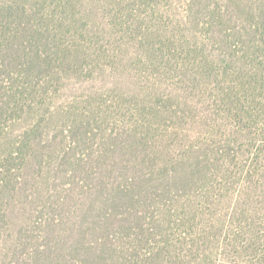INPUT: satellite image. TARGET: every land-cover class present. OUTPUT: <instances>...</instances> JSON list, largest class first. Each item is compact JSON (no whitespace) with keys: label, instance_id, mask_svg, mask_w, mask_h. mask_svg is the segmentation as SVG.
I'll return each mask as SVG.
<instances>
[{"label":"trees","instance_id":"1","mask_svg":"<svg viewBox=\"0 0 264 264\" xmlns=\"http://www.w3.org/2000/svg\"><path fill=\"white\" fill-rule=\"evenodd\" d=\"M87 2L112 40L71 0L0 10V264H264V0ZM127 47L115 99L56 107L85 57ZM32 164L47 192L10 240Z\"/></svg>","mask_w":264,"mask_h":264},{"label":"rangeland","instance_id":"2","mask_svg":"<svg viewBox=\"0 0 264 264\" xmlns=\"http://www.w3.org/2000/svg\"><path fill=\"white\" fill-rule=\"evenodd\" d=\"M61 0H0V10H2L5 6L11 5L14 10L18 11H65V8L63 9L60 6ZM73 6H69V11H73L75 14L79 15L81 12H83L87 7L89 10L88 16L85 18L81 16H77L74 18V21L78 22H71L73 28H76V24L80 25L81 21L85 23L90 28H101V30L104 29V33L110 40H112L113 37L109 36L107 34L108 30L104 27V21L105 17L102 14V11H99L98 9L92 10V6L88 4L87 0H71ZM86 3V6H85ZM49 14L53 15V13ZM50 22L47 23V26H59L62 27V23H52L51 19H49ZM86 20V21H85ZM46 22V21H45ZM104 27V28H103ZM89 37L86 38L85 41H87ZM114 43V41H112ZM84 46H89L87 43L83 44ZM87 53L90 52V50H85ZM132 49L130 47H127V49L123 50L121 63L116 65L114 60L110 58L112 56L111 51H106L99 60L95 58L85 57V60L89 62L90 65V72L83 73L77 75V78H71L68 80L66 84L63 86V98L61 100H58L56 102V107L58 109L64 108L65 110H69L65 107V105L68 104V101H70L74 96L80 97L87 95V92L90 91V98H94L96 94H93L94 92L101 93L103 92L102 99H105L106 102H110L111 99H115V95H117L116 92L110 91L108 94L105 89L108 87L109 84H111L112 78L109 77L112 72H109L110 69H120L126 68V71H131L134 69H138L140 71V65L137 62L131 63L130 55L132 53ZM123 64V65H122ZM110 65V66H107ZM127 65V66H126ZM117 66V67H116ZM110 67V68H109ZM73 77V76H72ZM91 79V80H89ZM92 79H94L92 81ZM129 86L131 83H128ZM118 89L127 90L128 85H125V82L118 87ZM73 106H78L77 103L72 102ZM59 109V110H60ZM72 109H74L72 107ZM53 110V109H52ZM76 113V112H75ZM61 115L56 110L55 113L52 116V119L49 123V131L52 136H57L58 131L57 128L59 125L64 121ZM22 126L21 124L17 125V128H20ZM4 146L0 148V154L2 151H4ZM39 155L37 151L34 152V155ZM38 157V156H37ZM26 180H24V191L21 194L17 195L16 202L11 206L10 209V227L11 231L8 234V238L12 240L17 233L25 228V225L29 224L28 221H31L36 218V215H33L36 213L35 211L40 208L44 201L43 194L46 195V180H48L49 176L45 174L44 172H39L38 168L35 164L29 165V167L26 169L25 173ZM39 174V175H38ZM44 192V193H43ZM28 198H26V195H30ZM30 209V210H29ZM29 210V211H28ZM35 222V220H33ZM28 222V223H27Z\"/></svg>","mask_w":264,"mask_h":264}]
</instances>
